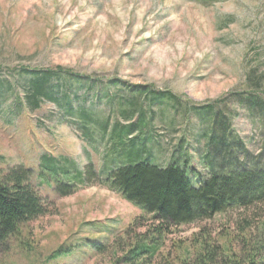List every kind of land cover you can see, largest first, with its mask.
<instances>
[{"label":"rangeland","instance_id":"obj_1","mask_svg":"<svg viewBox=\"0 0 264 264\" xmlns=\"http://www.w3.org/2000/svg\"><path fill=\"white\" fill-rule=\"evenodd\" d=\"M56 67L95 85L58 73L56 101L33 108L26 100L32 75L21 68ZM136 85L177 100L150 102ZM248 93L264 99V0H0V171L30 170V183L52 202L0 245V264H135L124 260L129 248L154 237L162 240L151 264H179L180 247L201 235L215 247L230 240L227 256L219 250L213 264H249L242 235L264 244V202L166 230L105 181L144 158L192 167L193 183L209 174L208 159L264 166V119ZM141 113L143 127L126 135L122 127ZM141 141L143 152L132 159L131 143ZM44 155L56 159L55 169L44 170ZM62 157L74 164L67 174ZM78 171L83 182L59 194V182ZM60 246L71 253L48 260ZM251 258L264 264V249Z\"/></svg>","mask_w":264,"mask_h":264},{"label":"trees","instance_id":"obj_2","mask_svg":"<svg viewBox=\"0 0 264 264\" xmlns=\"http://www.w3.org/2000/svg\"><path fill=\"white\" fill-rule=\"evenodd\" d=\"M199 1L212 3L223 0ZM21 69L32 75L28 81L26 100L33 108L38 107L42 100L56 101L52 89L57 87V84L51 85V81L58 73L69 75L67 80L70 79V81L87 88L95 85V82H86L91 78L63 70L61 67H56L54 70ZM136 87L139 88V92H146V99L150 102L165 98L164 96L168 100H177L176 96L174 97L169 91L155 92L148 89L147 86L136 85ZM246 99L253 105L252 108L259 109L262 119H264V99L259 94L251 93H248ZM203 107L210 110L212 106L207 104ZM133 113L136 112L132 110L130 115ZM142 118L143 114H138L137 122L122 127L126 128V135L137 131L138 127H143L139 123ZM86 119L92 120L89 116H86ZM136 137L133 134L129 141H134ZM214 143L219 144V142H213L214 152H217L219 147ZM131 144L134 146L127 154L132 156V159L139 158L140 153L143 152L144 142H132ZM222 146L224 145L222 144ZM61 160L59 169L67 174L68 167H74V164L63 157ZM42 161L45 171L55 169L56 159L44 155ZM170 161L172 162L168 165L160 166L146 158L136 159L111 170L105 181L111 190L118 192L126 201L137 206L153 221L165 225L166 230L168 227L210 219L217 213L247 208L264 202V166L259 165L257 160L242 165L238 159H234L235 162L228 165L231 159H226L221 160L220 164L212 166V160L208 159V166H211L209 174L198 179L194 176V179H197L195 183L191 177L192 167H189V171H187L173 158ZM87 174L88 177L95 175L92 170L89 171V167H87ZM29 176L30 170L19 166L0 171V245L4 247L24 224L47 214L52 207V202L42 197L30 183ZM76 179L78 184L83 182L81 171H78L69 183L60 181L56 186V191L61 195L71 194L75 190L73 180L76 181ZM164 231L156 229L154 233L158 235ZM248 233H244L242 239H246L244 242L246 253L251 254L252 257L261 247L264 249V244L263 241L256 238L255 241H251ZM193 237L195 236H192V239ZM192 239L180 247L181 262L179 264H213L219 250V256H227L230 240L219 242L215 247L207 240L206 235L199 236L197 240L196 237L193 241ZM161 240V237H154L153 240L148 239L135 243L129 248L124 260L135 264H151L150 260L156 256ZM91 245L97 249L99 247L97 240H93ZM70 253L71 250L60 246L47 258L54 261ZM145 254L149 257L142 259ZM251 257L248 256L249 264L253 263ZM233 262L235 263L234 260Z\"/></svg>","mask_w":264,"mask_h":264}]
</instances>
